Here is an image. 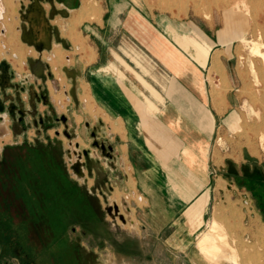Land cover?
Wrapping results in <instances>:
<instances>
[{"label": "crops", "instance_id": "crops-1", "mask_svg": "<svg viewBox=\"0 0 264 264\" xmlns=\"http://www.w3.org/2000/svg\"><path fill=\"white\" fill-rule=\"evenodd\" d=\"M21 3L18 40L36 54L31 68L42 69L44 54L55 49H79L61 66L69 84L68 90L63 86L68 110L60 114L66 121L46 130L36 126V132L78 142L88 152L86 181H117L120 189L146 199L133 211L135 229H141L137 237L167 238L163 231L171 228L164 244H194L211 206L230 194L225 178L240 171L226 160L224 178L215 146L216 133L232 129L238 114L240 78L231 61L238 32L154 12L139 0ZM83 11L88 16L78 22ZM48 80L42 82L52 102ZM56 82L54 76L53 91L60 93ZM248 165L264 171L255 161L241 170ZM121 203L131 213L126 197Z\"/></svg>", "mask_w": 264, "mask_h": 264}, {"label": "rangeland", "instance_id": "rangeland-1", "mask_svg": "<svg viewBox=\"0 0 264 264\" xmlns=\"http://www.w3.org/2000/svg\"><path fill=\"white\" fill-rule=\"evenodd\" d=\"M21 1L12 0L11 4L9 0H0V12L4 5L6 18L10 8L14 12L16 29L22 17ZM139 1L154 12L183 20L195 19L202 27L207 23L216 31L227 30L230 35L238 32L232 38L235 51L231 61L236 63L240 78V100L237 117L230 122L232 129H221L215 135V146L222 160L220 173L224 177L227 172L226 160L232 161L240 171V166L250 161L264 166V59L261 54L253 53L248 44L251 40L264 42V0H241L239 5L235 4L236 0ZM6 18L2 20L0 16L1 32L7 27ZM1 32L4 58L9 52L2 45ZM54 51L60 72L61 66L71 63L79 53L78 50ZM26 65L30 74V56ZM33 70L38 74L25 84L26 91L13 87L26 74L14 70L18 75L8 78L7 85L0 87L8 113L3 123L8 132V127H12L15 133L0 137V264H264V213L255 195L234 178L224 177L230 183V194L211 206L206 225L194 244H164L173 232L171 228L163 231L168 237H160L161 240L152 234L137 237L135 230L141 229H135L131 223L135 221L133 211L135 205H145L146 199L136 191L120 189L117 181L111 183L100 178L86 181V168L82 167L83 175L73 166L78 159L75 152L80 154L75 144L70 146L62 133L58 139L54 132L53 138H48L43 131L36 132L35 119L41 130L61 123L60 114L67 112L69 104L63 86L68 90L69 84L61 74V84L56 82L60 93H55L49 79L53 103L49 99L44 104L37 100L36 91L39 96L49 95L42 82L46 74L41 75V69L35 64ZM34 106L38 110L36 116L31 111ZM234 121H238L235 128ZM68 148L73 152L71 157ZM83 159L86 162L85 157L81 162ZM65 178L77 185L83 195L75 193ZM88 183L93 184L91 189ZM122 197L129 201L131 213L126 203L120 205ZM115 204L120 205L118 212L124 214L126 223L115 217ZM75 221L81 223L75 225ZM214 221L218 222L216 230H213ZM205 233L216 238L219 248L215 255H205L201 250L200 241ZM218 233L223 239L217 238Z\"/></svg>", "mask_w": 264, "mask_h": 264}, {"label": "bare ground", "instance_id": "bare-ground-1", "mask_svg": "<svg viewBox=\"0 0 264 264\" xmlns=\"http://www.w3.org/2000/svg\"><path fill=\"white\" fill-rule=\"evenodd\" d=\"M240 1L241 0H236L235 1V4L236 5H239ZM9 2L11 4H13L12 3V0H9ZM2 8L3 9H2V12H0V16H1V19L4 20L6 18V16L4 15V13H5V6L3 5ZM0 9H1V7H0ZM11 10L12 9L10 8V10L8 12V15H7L8 17L5 20V23L7 24V27L6 28H3V30H4V32L2 31L3 33L1 31L0 32L3 34L1 37H4L3 38V41H2V45L10 52V54H16L17 55V58H13L12 59V58H8V56H5L4 58H7L8 59V61L12 64L13 70L15 72L17 71L18 74L28 73V69L29 68L26 65V60H27L28 56L36 55V54L32 50L26 49L24 46H22L20 44V42L18 40V34L19 33H18V30L16 29L17 21L15 20V15L13 14L14 12L11 11ZM87 16H88L87 12L86 11H83L80 14L79 18L77 19L78 22L82 21V18L83 17H87ZM248 44H250V49H251V51L253 53H255V54H261V56L264 59V51H263L264 42H261V41H258V40H251V41L248 42ZM76 50L79 51V49H76ZM1 59H3V53H2V47L0 45V60ZM43 60L46 61V62H48V64L51 67V70L53 72V75L55 76L56 79H58L60 81V84H61V74L62 73L60 72L59 63L57 61V52L53 50V51H51L49 53H45L44 56H43ZM3 78L6 80L5 76H3ZM51 90H53V89H51ZM53 99L55 101L54 103H56V105L58 106L59 105V103H58L59 101H58L57 97L54 96ZM58 108H59V106H58ZM105 118H107V117H105ZM3 122H5V115L0 114V137H6L8 135V133H9L7 131V129H6L5 123H3ZM237 125H238V121H234L233 122V127L235 128V126H237ZM111 133H113V132H111ZM262 138H264V137H262ZM76 148H78V147L76 146ZM69 153H71L70 155L72 156V151L71 150H69ZM75 153H76V155H78V159L76 160V162H74L73 166L76 168V170L79 171V173H82L84 175V172H83L82 167H85L86 168V165H85V162H81L82 154L81 153L80 154H77V152H75ZM129 185H131V182L130 181H129ZM120 205H121V202H120ZM120 205L118 206V210L120 209ZM114 212L117 213V211H114ZM129 213H128V215H129ZM115 216H117V215L115 214ZM123 216H124V214H123ZM131 223L133 225H135L134 224V220L131 221ZM217 228H218V222L217 221H214L213 230H216ZM240 233H241V231H240ZM238 234H239V232H238ZM216 235H217V238L223 239V235L222 234H219L218 233ZM200 247H201V250H203V252L205 253V255L207 254L209 256V255H215V252L218 251L219 245L216 242V238H212L210 234L205 233V234H203V237L201 238Z\"/></svg>", "mask_w": 264, "mask_h": 264}, {"label": "water", "instance_id": "water-1", "mask_svg": "<svg viewBox=\"0 0 264 264\" xmlns=\"http://www.w3.org/2000/svg\"><path fill=\"white\" fill-rule=\"evenodd\" d=\"M21 2H23V1H21ZM48 69H50V66L48 64H44L43 68L41 69V71L39 73L41 75H43V73H45V71L48 70ZM31 74L34 77V75L35 74L37 75L38 73H35L34 70H33V68H32L31 69ZM16 75H18V74L13 71L12 65L8 61L2 60L0 62V87H1V85H7L6 83H8V78H14ZM3 76H5L6 80L3 78ZM45 76H48L51 80H53V75H52L51 72H47V74ZM30 81H31V78L28 75L24 74L23 76H21V83H15L13 85V87L16 88V89H18V90H21L22 92H24V91H26L25 84L30 83ZM35 82H37L36 79H35ZM37 100L38 101H42L44 104H47L49 102V96L48 95H44V94L42 95L41 94L40 96H38ZM0 114L5 115V116H7V114H8L7 113L6 103L2 99V91L1 90H0ZM32 114L34 116H36L38 114V110H37L36 106H34V110H32ZM60 118L63 121H66V119H67L65 115L62 116V117H60ZM40 123H43V119H40ZM38 125H39L38 120L35 119V126H38ZM56 133L58 135L60 134L59 131H56ZM67 136L70 138V135H67ZM73 144H75L79 148V151L82 154V157L83 158L85 157L87 159L88 158V152L87 151H81L80 150V144L78 142H73V140H71L69 142V145L72 146ZM67 151H68V149H67ZM67 151H66V154H67ZM85 165H87L86 162H85ZM114 207L116 208V210L118 212L119 211L118 210V205L115 204ZM116 215L121 219L122 222L126 223V219H125L124 216H122L119 212L116 213Z\"/></svg>", "mask_w": 264, "mask_h": 264}, {"label": "flooded vegetation", "instance_id": "flooded-vegetation-1", "mask_svg": "<svg viewBox=\"0 0 264 264\" xmlns=\"http://www.w3.org/2000/svg\"><path fill=\"white\" fill-rule=\"evenodd\" d=\"M263 174H264L263 168L257 167L256 165H254L251 169L249 165L246 166L245 168L241 170V173L240 171H236V170H233L231 172V176L234 179H236L237 182H239L240 184H243L246 188H248V183H251L252 181L253 182L254 181L256 182L258 180L264 181Z\"/></svg>", "mask_w": 264, "mask_h": 264}, {"label": "trees", "instance_id": "trees-1", "mask_svg": "<svg viewBox=\"0 0 264 264\" xmlns=\"http://www.w3.org/2000/svg\"><path fill=\"white\" fill-rule=\"evenodd\" d=\"M66 184H71L72 188L75 190V193H77L79 196L83 195L80 192V188L77 185H73V183L68 179L65 178ZM248 189L255 195L257 199L258 206L261 208L262 212L264 213V181H254L251 183H248ZM75 225L81 223L80 221H75ZM65 228V226H64ZM103 228V227H102Z\"/></svg>", "mask_w": 264, "mask_h": 264}, {"label": "built area", "instance_id": "built-area-1", "mask_svg": "<svg viewBox=\"0 0 264 264\" xmlns=\"http://www.w3.org/2000/svg\"><path fill=\"white\" fill-rule=\"evenodd\" d=\"M23 2H24V0H22ZM3 32H4V30H2ZM6 51H8L7 49H6ZM9 52V51H8ZM9 54H10V52H9ZM9 54L7 55V56H9ZM12 55V58H17V55L16 54H10V56ZM66 58H67V60H70V56H66ZM3 60H6V61H8V59L7 58H3ZM2 61V60H1ZM9 62V61H8ZM48 64V63H47ZM49 65V64H48ZM49 70V72H50V69H48ZM26 75H28L30 78L31 77H33L32 76V74L30 73H26ZM49 78V77H48ZM50 79V78H49ZM53 79H54V76H53ZM57 81V80H56ZM59 83V82H58ZM67 99L69 100L70 98H69V96L67 97Z\"/></svg>", "mask_w": 264, "mask_h": 264}]
</instances>
